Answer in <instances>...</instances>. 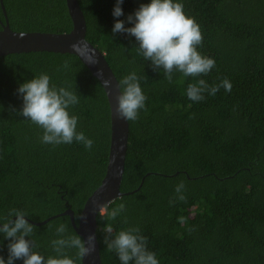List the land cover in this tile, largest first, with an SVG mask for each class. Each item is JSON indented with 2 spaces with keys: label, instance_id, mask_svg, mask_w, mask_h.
Returning a JSON list of instances; mask_svg holds the SVG:
<instances>
[{
  "label": "trees",
  "instance_id": "16d2710c",
  "mask_svg": "<svg viewBox=\"0 0 264 264\" xmlns=\"http://www.w3.org/2000/svg\"><path fill=\"white\" fill-rule=\"evenodd\" d=\"M176 2L199 24L203 40L197 50L216 66L199 77L175 72L169 83L162 68L153 71L138 54L135 37L112 32L116 19L131 27L127 16L150 0H123L118 18L112 15L116 0H78L85 39L104 55L118 82L134 71L147 97L146 110L128 121L122 200L109 205L124 202L125 211L115 221L96 219L101 263L121 264L103 243L102 230L111 223L114 233L138 227L159 264H264V0ZM2 3L14 32L72 29L65 0ZM4 23L0 6V30ZM65 61L68 69L62 67ZM41 73L79 95V103L68 111L79 117L77 131L94 141L91 150L75 141L41 143L43 130L19 114L18 86ZM225 78L232 84L230 92L221 87L215 96L204 93L200 102L187 98L189 83L204 79L214 85ZM109 145L106 95L77 57L48 52L0 56V221L12 208L26 212L29 223L56 216L33 224L29 237L45 258L55 255L50 242L60 223L68 226L66 235L76 234L69 217L60 214L81 212L104 178ZM181 181L184 201L175 200ZM8 243L0 234L5 260ZM67 254L75 258V249Z\"/></svg>",
  "mask_w": 264,
  "mask_h": 264
},
{
  "label": "clouds",
  "instance_id": "9594fccd",
  "mask_svg": "<svg viewBox=\"0 0 264 264\" xmlns=\"http://www.w3.org/2000/svg\"><path fill=\"white\" fill-rule=\"evenodd\" d=\"M122 3L123 0H116L112 10L113 17L123 15ZM183 8V4L176 0H150V3L140 4L138 9L127 16L131 27H125V22L119 19L115 20L112 27L114 34L126 33L135 37L138 54L151 62L153 71L162 68L164 78L169 83L172 82L175 72L184 77H199L207 75L216 66L214 59L198 52L197 47L203 40L201 28L194 18L185 14ZM24 35L23 32L19 33L20 38ZM70 47L80 53L84 45L82 41H76ZM84 57L90 64L97 63L95 53ZM62 67L68 69L69 62L65 61ZM98 75L102 77L103 74L100 72ZM139 80L140 77L133 71L117 83L118 95L115 97L114 108L116 119L135 122L139 118L140 110H146L147 97ZM111 83L110 79H103L104 87H110ZM221 87L230 92L232 84L226 78L220 84L214 85L198 79L188 84L186 95L189 100L200 102L205 99L204 93L215 96ZM17 94L23 101L19 114L43 130L41 143L57 146L75 141L91 150L94 141L86 137L83 131H77L79 117L68 111L79 103V95L71 90V86L57 87L50 83L49 75L41 73L20 84ZM184 190L185 185L181 181L174 189L175 200L186 199ZM110 203L112 201L94 202V207L98 209L100 216L115 221L125 211L126 205L121 202L110 209ZM169 203H174V200L170 199ZM26 217L27 213L23 210L12 208L0 221V234L9 240L7 259L0 256V264H14L16 260H22L23 264H78L82 258L90 256L96 250L94 234L88 235L86 239L77 234L66 235L68 226L60 223L55 229L57 238L50 242L55 255L45 258L34 251L39 246L29 237L33 236L36 228ZM74 219L87 223V214L80 212ZM180 220L184 222L183 218ZM123 223H127L126 218ZM102 232L105 234L103 243L107 250L114 251L121 264H159L156 253L147 248V237L140 234L138 227H129L114 233L112 224L108 223ZM68 249H75V258L67 254Z\"/></svg>",
  "mask_w": 264,
  "mask_h": 264
},
{
  "label": "water",
  "instance_id": "95a60500",
  "mask_svg": "<svg viewBox=\"0 0 264 264\" xmlns=\"http://www.w3.org/2000/svg\"><path fill=\"white\" fill-rule=\"evenodd\" d=\"M68 15L72 23V29L68 33H41V32H23V38L19 37L20 32H14L10 29L2 0L0 6L5 17V23L1 24L0 30V56L20 53L48 52L57 54H69L77 57L81 63L90 72L102 86L109 106L110 113V145L108 154V163L106 172L98 188L87 198L81 213L87 214V223L78 221L75 223L74 213L67 209L60 215H66L70 219L71 226L75 233L82 239L90 234H94L96 250L87 257L82 258V264H102L100 250L96 236L98 209L94 207L96 203H106L114 201L122 196L120 186L123 178L124 162L128 143L129 126L128 121L116 119L114 108L116 106L115 97L118 95L116 77L105 60L104 55L98 51L91 43L85 39L86 24L83 13L78 4V0H65ZM76 41H82L84 47L80 53L75 52L70 45ZM95 53L97 63L90 64L85 60L86 55ZM102 72V77L98 73ZM103 79H110L111 86L104 87ZM100 186H102L100 188ZM56 217V216H54ZM50 217L34 225H43L46 221L54 218ZM15 219V218H13Z\"/></svg>",
  "mask_w": 264,
  "mask_h": 264
}]
</instances>
